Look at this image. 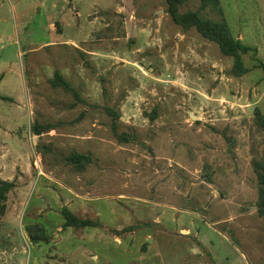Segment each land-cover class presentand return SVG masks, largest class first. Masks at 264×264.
Wrapping results in <instances>:
<instances>
[{
    "label": "rangeland",
    "instance_id": "rangeland-1",
    "mask_svg": "<svg viewBox=\"0 0 264 264\" xmlns=\"http://www.w3.org/2000/svg\"><path fill=\"white\" fill-rule=\"evenodd\" d=\"M263 62L264 0H0V264H264Z\"/></svg>",
    "mask_w": 264,
    "mask_h": 264
},
{
    "label": "trees",
    "instance_id": "trees-1",
    "mask_svg": "<svg viewBox=\"0 0 264 264\" xmlns=\"http://www.w3.org/2000/svg\"><path fill=\"white\" fill-rule=\"evenodd\" d=\"M177 2V0H175ZM204 4L218 3L219 0H202ZM177 5V3H176ZM176 7V6H175ZM172 14L175 20L179 23L189 25H196L200 32L207 38L216 41L221 50L228 55H234L240 60L241 52H247L250 50H258L257 47L250 46L243 43L240 39L236 38L232 33L227 22H212L206 19H202L196 12H187L183 15L178 14L177 10L174 8ZM241 62V60H240ZM245 71L246 69L243 68ZM54 86H62L66 89L73 90L71 84L63 77V75L56 71L55 78L51 80ZM258 124L260 127L264 128V115L259 116ZM81 156H77L79 159ZM263 169L261 172V180L263 182L262 189L264 190V164L261 165ZM12 181L4 180L0 178V208H2L1 202L5 198L6 193L12 186ZM3 209V208H2ZM63 213L66 217V225L85 227L88 225H93L94 223L89 219H84L73 213L69 208H64ZM260 213L264 216V193L260 202Z\"/></svg>",
    "mask_w": 264,
    "mask_h": 264
},
{
    "label": "crops",
    "instance_id": "crops-1",
    "mask_svg": "<svg viewBox=\"0 0 264 264\" xmlns=\"http://www.w3.org/2000/svg\"><path fill=\"white\" fill-rule=\"evenodd\" d=\"M264 63V62H263Z\"/></svg>",
    "mask_w": 264,
    "mask_h": 264
}]
</instances>
